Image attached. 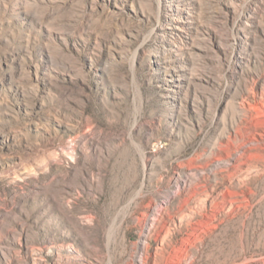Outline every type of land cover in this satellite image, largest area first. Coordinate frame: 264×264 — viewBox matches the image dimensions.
I'll return each instance as SVG.
<instances>
[{"label": "rangeland", "instance_id": "obj_1", "mask_svg": "<svg viewBox=\"0 0 264 264\" xmlns=\"http://www.w3.org/2000/svg\"><path fill=\"white\" fill-rule=\"evenodd\" d=\"M0 264H264V0H0Z\"/></svg>", "mask_w": 264, "mask_h": 264}]
</instances>
